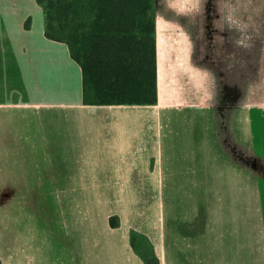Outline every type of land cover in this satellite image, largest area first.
Wrapping results in <instances>:
<instances>
[{
  "label": "crops",
  "instance_id": "obj_1",
  "mask_svg": "<svg viewBox=\"0 0 264 264\" xmlns=\"http://www.w3.org/2000/svg\"><path fill=\"white\" fill-rule=\"evenodd\" d=\"M26 1L0 0V72L16 76L0 83L1 263L145 264L131 245L134 230L160 264H264L263 208L251 212L247 179L220 177L211 150L216 139L264 170L209 117L233 107L234 83L226 78L228 99L207 105L184 90L185 30L195 29L202 60V44L219 43L213 5L155 0L158 101L131 106L85 103L81 65L67 42L46 36L43 8ZM80 10L85 42L95 9ZM66 30L69 40V23ZM33 203L53 208L25 212Z\"/></svg>",
  "mask_w": 264,
  "mask_h": 264
},
{
  "label": "rangeland",
  "instance_id": "obj_2",
  "mask_svg": "<svg viewBox=\"0 0 264 264\" xmlns=\"http://www.w3.org/2000/svg\"><path fill=\"white\" fill-rule=\"evenodd\" d=\"M26 6L30 4L26 1ZM189 6L202 3L213 5L219 28L211 29V34L219 40L218 44H202L203 59H199V46L193 43L194 28L185 30L187 44L184 65L186 67L185 95L188 100L201 99L203 105L210 101L219 103L228 96L229 88L223 86L228 78L234 83L232 108L222 112L211 110L209 117L217 119L218 133H233L235 135V150L245 155L249 160H257L264 165V0H164L159 4ZM182 6V7H184ZM192 7V6H191ZM30 26V19L27 20ZM208 33V32H207ZM205 31H203L204 36ZM209 34V33H208ZM217 35V36H216ZM223 40V41H221ZM205 56V57H204ZM0 83L7 84V79L16 76H1ZM228 99V98H226ZM197 113V117H200ZM189 115H193L192 113ZM204 117L205 113H201ZM186 128V127H185ZM197 128V125H196ZM189 130V126L186 128ZM215 126L212 124L214 133ZM215 134V133H214ZM211 143V142H210ZM211 150L217 154L218 174L224 172L233 181L239 180L243 173V181L248 186L251 212L264 211V170L254 172L245 163L228 151L218 140L212 139ZM190 160L193 157L191 147L186 148ZM206 157L200 158V164H205ZM208 160H210L208 158ZM213 163V157L211 158ZM52 190H42V198L49 196ZM40 199V198H39ZM37 199V200H39ZM53 200V199H52ZM51 204L25 206V212L48 211ZM1 263V260H0ZM2 264V263H1Z\"/></svg>",
  "mask_w": 264,
  "mask_h": 264
},
{
  "label": "trees",
  "instance_id": "obj_3",
  "mask_svg": "<svg viewBox=\"0 0 264 264\" xmlns=\"http://www.w3.org/2000/svg\"><path fill=\"white\" fill-rule=\"evenodd\" d=\"M46 36L67 42L82 67L84 101L102 105H153L158 101L155 0H36ZM94 7V29L83 42L81 8ZM92 22V21H91ZM69 23V40L66 26ZM113 227L119 225L112 217ZM131 245L145 264H160L149 239L131 231ZM141 248H147L142 251ZM1 264V263H0Z\"/></svg>",
  "mask_w": 264,
  "mask_h": 264
}]
</instances>
